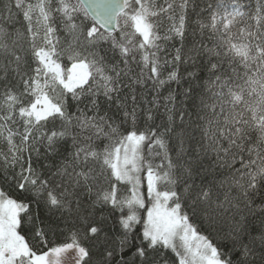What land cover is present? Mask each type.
<instances>
[{
    "label": "snow or ice",
    "instance_id": "6c2138e0",
    "mask_svg": "<svg viewBox=\"0 0 264 264\" xmlns=\"http://www.w3.org/2000/svg\"><path fill=\"white\" fill-rule=\"evenodd\" d=\"M0 264H264V0H0Z\"/></svg>",
    "mask_w": 264,
    "mask_h": 264
},
{
    "label": "trees",
    "instance_id": "16d2710c",
    "mask_svg": "<svg viewBox=\"0 0 264 264\" xmlns=\"http://www.w3.org/2000/svg\"><path fill=\"white\" fill-rule=\"evenodd\" d=\"M22 19V17H21ZM56 243L62 242L65 238L63 236L57 235L56 237L52 238Z\"/></svg>",
    "mask_w": 264,
    "mask_h": 264
}]
</instances>
